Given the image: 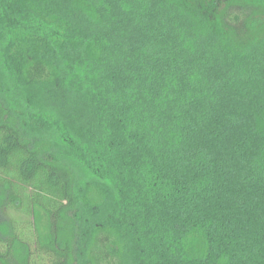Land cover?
Segmentation results:
<instances>
[{
	"label": "trees",
	"instance_id": "1",
	"mask_svg": "<svg viewBox=\"0 0 264 264\" xmlns=\"http://www.w3.org/2000/svg\"><path fill=\"white\" fill-rule=\"evenodd\" d=\"M264 0H0V264H264Z\"/></svg>",
	"mask_w": 264,
	"mask_h": 264
},
{
	"label": "rangeland",
	"instance_id": "2",
	"mask_svg": "<svg viewBox=\"0 0 264 264\" xmlns=\"http://www.w3.org/2000/svg\"><path fill=\"white\" fill-rule=\"evenodd\" d=\"M226 3H222L221 4V8L223 9H229V10H233L234 12H239L241 13V15L243 16H250L251 17V21L254 23H257V21L259 23H257L258 25H261L262 23H264V9L263 8H254L251 6H244V5H239V6H228L226 7ZM257 20V21H256Z\"/></svg>",
	"mask_w": 264,
	"mask_h": 264
}]
</instances>
